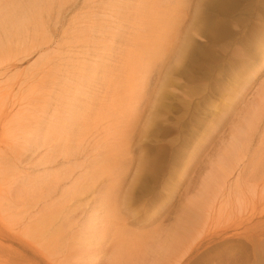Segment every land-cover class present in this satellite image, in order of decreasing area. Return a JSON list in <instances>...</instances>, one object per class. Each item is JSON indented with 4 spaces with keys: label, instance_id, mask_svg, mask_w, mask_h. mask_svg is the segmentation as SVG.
<instances>
[{
    "label": "bare ground",
    "instance_id": "6f19581e",
    "mask_svg": "<svg viewBox=\"0 0 264 264\" xmlns=\"http://www.w3.org/2000/svg\"><path fill=\"white\" fill-rule=\"evenodd\" d=\"M188 1L0 0V219L3 211L13 219L11 227L0 228V235L14 231L40 264H102L111 250L110 264H175L180 244L188 240L190 249L211 236L225 200L244 209L252 202L248 193L264 189V152H254L256 160H251L264 118L263 91L254 113L244 119L236 116L223 145L210 150L209 168L178 225L163 226L155 219L156 225L143 232L146 224L132 218L136 211L129 187L143 190L153 182L156 189L169 191L168 203L174 198L175 147L159 141L152 145L138 159V172L127 188L122 174L132 162L134 136H143L140 127L146 134L151 121L131 119L123 125L119 118L130 108L140 109L135 95L147 90L157 62L170 71L183 57L194 56L192 34L207 32L215 38L222 30V22L206 17L205 25L191 21L184 30L180 19L188 14ZM206 1L212 10L234 2ZM76 9L83 12L72 25L74 18L68 16ZM130 27L132 51L124 60L131 94L127 101L126 96L121 99L123 106L111 105L109 119L115 120L106 126L96 121L94 130L82 135L77 94L91 55L83 51L84 57L77 59L70 53L116 41L120 30ZM67 38L74 40L69 52L54 57ZM32 55L38 56L29 67L13 72ZM97 65L89 63L88 72ZM213 92L225 91L219 87ZM256 225L246 218L235 229ZM248 248L263 251L259 262L264 264V239L251 240Z\"/></svg>",
    "mask_w": 264,
    "mask_h": 264
},
{
    "label": "rangeland",
    "instance_id": "374dc122",
    "mask_svg": "<svg viewBox=\"0 0 264 264\" xmlns=\"http://www.w3.org/2000/svg\"><path fill=\"white\" fill-rule=\"evenodd\" d=\"M188 2V14L180 19L183 29H188L191 21L194 24L198 20L200 26L206 24L204 19L219 21L223 24L220 35L212 38L207 32L203 36L192 34V47L196 49L194 56L183 57L182 62L175 64L170 71L160 68L157 62L148 79L147 90L135 95L134 103L138 102L140 108L136 112L131 108L123 112L120 108L131 94V89L126 88L129 65L124 58L132 51V42L128 40L132 26L120 30L116 41L101 42V47L96 43L87 45L70 53L77 59L84 57L83 51L91 55L90 61L84 62L87 64L85 82L77 94L82 109L79 120L82 135L92 132L96 121L102 120L103 126H106L115 120V117L110 120V113L111 105L116 103H119V112L125 115V118H119L123 125L131 119H139L143 123L148 118L151 121L146 134L145 129L140 127L143 136L133 135L132 162L123 171V185L127 188L131 185L135 172H138V159L152 145L158 144L157 141L172 143L175 147V167L171 175L175 195L169 203L166 198L169 191L165 187L156 189L153 182L143 190L129 187L134 198L131 206L136 211L132 218L146 224L140 228L143 232L156 225L152 223L155 219L163 226L179 224L184 216V206L189 205V199L197 192L209 168L207 160L214 152L210 150L223 145L221 140L231 134L233 120L238 121L236 116L242 115L244 119L254 113L264 91V0H234L226 4L224 10L219 7L210 9L206 0ZM82 12L76 9L68 16L70 20L74 18L72 25L78 22ZM126 26L130 24L126 23ZM73 41L67 38L60 51L53 56H65ZM37 56L27 58L13 72L26 69ZM93 61L98 65L94 72L89 73L88 66ZM2 79L0 77V82ZM219 87L225 91L223 94L213 92ZM226 91L228 93L224 94ZM260 125L251 160H256V155L264 152V118ZM193 145H196L195 148ZM191 151L195 154H189ZM8 183V180L4 181V184ZM248 196H252V202L244 209H237L233 200L229 204L225 200L222 213L212 224L211 236L190 249L188 240L180 244L175 264H256L257 259L259 262L263 251L260 254L253 252L248 244L251 240L264 239V189L255 188ZM1 215L0 228L11 227L13 219L6 211ZM246 218L256 222V227L251 230L235 229L237 223ZM8 232L9 235H0V264H40L27 243L23 239L17 240L14 231ZM234 232L238 234L233 236ZM22 238L26 239L25 236ZM110 252L102 264H110Z\"/></svg>",
    "mask_w": 264,
    "mask_h": 264
}]
</instances>
